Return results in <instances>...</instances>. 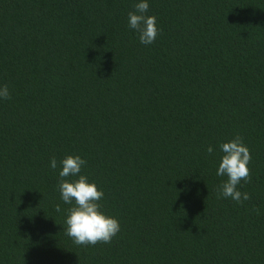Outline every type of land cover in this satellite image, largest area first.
Here are the masks:
<instances>
[{
    "label": "trees",
    "instance_id": "16d2710c",
    "mask_svg": "<svg viewBox=\"0 0 264 264\" xmlns=\"http://www.w3.org/2000/svg\"><path fill=\"white\" fill-rule=\"evenodd\" d=\"M138 2L0 0V264H264V0H148L150 45ZM237 135L242 205L217 199ZM68 155L120 222L110 244L65 234Z\"/></svg>",
    "mask_w": 264,
    "mask_h": 264
},
{
    "label": "clouds",
    "instance_id": "9594fccd",
    "mask_svg": "<svg viewBox=\"0 0 264 264\" xmlns=\"http://www.w3.org/2000/svg\"><path fill=\"white\" fill-rule=\"evenodd\" d=\"M149 7L148 0H140L134 5L135 11L128 13V26L139 33L140 43L144 45L154 43L160 34L157 18L147 15ZM0 99H11L7 85L0 87ZM220 149L223 155L216 174L227 179L218 186L217 199L231 198L242 205L251 199L249 193L242 192L238 188L242 181L245 184L251 181L250 149L244 144L240 135L222 143ZM206 151L211 155L214 149L209 146ZM61 164L58 184L61 199L64 203L72 205L67 210L65 234L78 246L110 244L120 232L121 225L117 218L108 216L101 210L100 201L104 198V192L95 183L89 182L86 175H80L87 161L79 155H68ZM50 166L52 169L57 168L55 157L51 159ZM76 176L78 179L71 182L66 179ZM255 210L259 214V209ZM56 211H61L59 204L56 206Z\"/></svg>",
    "mask_w": 264,
    "mask_h": 264
}]
</instances>
